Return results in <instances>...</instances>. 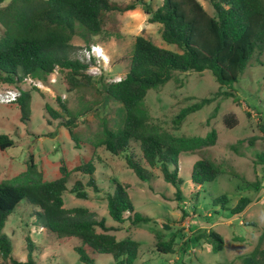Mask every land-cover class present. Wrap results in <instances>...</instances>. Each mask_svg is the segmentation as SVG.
<instances>
[{
	"label": "trees",
	"instance_id": "obj_1",
	"mask_svg": "<svg viewBox=\"0 0 264 264\" xmlns=\"http://www.w3.org/2000/svg\"><path fill=\"white\" fill-rule=\"evenodd\" d=\"M0 0V84L17 87L21 96L16 102L21 109L23 120H29L31 90L22 84L28 76L46 77L57 68L67 70V91L94 86L93 77L87 74L90 63L71 58L75 46L74 37L81 34L86 41L99 34L105 27L106 16L111 12H126L141 7L151 23L161 24L162 39L175 46V50L157 45L143 34L137 35L132 51L130 68L120 81L101 82L97 90L105 103L117 101L122 104L125 117L120 129L114 130L103 121L104 137L100 146L114 156L124 155L129 168L137 177L151 184L152 170L161 171L164 180L175 188L177 201L184 204L183 179L179 173V158L182 154L201 150L216 143L218 131L215 127L205 135H177L167 129L161 120H153L143 105L152 88L164 85L177 72L209 71L219 84V90L211 97H204L183 107L174 117L173 124L178 129L184 120L217 97L224 96L237 100L230 90L234 89L252 60L262 64L264 53V0H210L213 14H209L199 0H163L154 8L147 0H132L120 4L112 0ZM79 24L90 34L76 30ZM230 89V90H229ZM193 99V98H191ZM58 102L67 117L50 106L46 110L52 119L69 130L77 148L93 149L91 143L80 138L77 127L82 124L79 116L72 113L63 99ZM219 104L211 119L216 117ZM259 114L258 129L264 137V111ZM229 128L238 124L236 114L223 116ZM138 145L140 153L135 151ZM16 146L8 134L0 133V149ZM95 155H83L75 164L68 167L65 160L59 161L60 173L51 180L46 173L38 170L34 156L25 177L13 180H0V255L10 259L13 264H39L33 255L35 244L28 236V256L20 261L12 256L13 243L5 233L9 216L15 212L24 199L36 207L39 223L58 238H76L82 242L75 247L81 264H97L93 254H109L114 264H136L140 258L141 242L126 237L118 239L113 233L120 230L126 221L134 226L152 221V217L136 211L127 187L118 181L113 182L112 191L107 194L108 215L118 225H110L107 219H98L94 212L84 206L65 208L64 195L70 191L79 199H87L86 185L96 192L100 188L95 179ZM257 165L264 173V152L257 154ZM81 171L89 176L87 183L76 180L69 189L70 176ZM225 171L213 160L201 157L192 167L191 181L202 188ZM245 183L260 189L259 182ZM229 197L223 194L212 198L213 207L229 212L231 216L242 215L255 199L249 196L239 198L233 207ZM28 205V204H27ZM33 207V208H34ZM186 213L184 205L181 206ZM195 240L204 241L213 252L224 249V239L213 229H201ZM264 240V230L260 243ZM183 251H187L188 243ZM178 242L173 236L168 241H159L156 252L175 254ZM1 264V263H0ZM244 264H264V248L257 245L245 256Z\"/></svg>",
	"mask_w": 264,
	"mask_h": 264
},
{
	"label": "rangeland",
	"instance_id": "obj_2",
	"mask_svg": "<svg viewBox=\"0 0 264 264\" xmlns=\"http://www.w3.org/2000/svg\"><path fill=\"white\" fill-rule=\"evenodd\" d=\"M6 0L1 5H5ZM128 4L132 0H112ZM154 8L162 5L163 0H147ZM209 14H213L210 0H199ZM141 7L123 13L111 12L106 16L104 29L88 42L81 34L72 40L75 51L71 58H84L83 50L90 44H100L109 57V64L101 67L102 73L92 76L94 86L81 87L67 91V70L57 68L46 77L30 76L22 84L31 90L29 120H23L18 104L0 103V133L8 134L16 146L0 149V180H13L25 177L30 155L38 165V170L46 173L48 180L60 173L59 161L65 160L68 167L75 164L83 155H95V179L100 188L96 192L86 185L87 199H79L69 190L65 192V208L84 206L94 212L98 219L105 217L110 225H118L108 215L107 194L112 191L113 182H122L128 189L136 211L152 217V221L136 226L130 221L120 225V230L113 232L118 239L131 237L141 242L140 258L136 264H244L245 256L257 245L264 248L260 236L264 230V173L261 165L256 164L257 154L264 152V137L258 129V109L264 111V53L262 64L252 60L245 73L235 84L233 97L219 96L210 105L189 115L180 127L175 128L173 119L188 104L204 97H211L219 90L211 72H177L162 86L149 90L143 105L154 120L177 135H203L212 127L218 131L214 145L179 158V173L183 179L184 204L175 197L176 188L164 180L159 169H150L153 173L151 182L141 181L128 167L124 155L114 156L99 142L104 137L103 121L114 130L122 127L125 111L121 103H105L97 91L101 82H113L124 78L129 71L135 38L143 34L157 45L175 50V46L162 39V25L151 23ZM1 27V24H0ZM76 30L85 34L90 32L79 24ZM42 83L41 85H37ZM13 86L0 84V91ZM61 97L69 110L82 121L76 131L80 138L91 143L93 149L77 148L69 130L52 119L46 110L50 106L67 117L58 102ZM193 98V99H191ZM219 111L208 124L216 106ZM234 113L238 124L229 128L223 122V116ZM135 151L140 153L138 145ZM201 157L213 160L225 171L202 188L191 181L192 167ZM88 175L75 171L69 179V189L76 180L87 183ZM246 182H259L260 189L247 185ZM226 194L229 205L235 206L242 196H249L255 202L240 216H231L228 212L215 213L221 208L212 206V198ZM28 204V205H27ZM185 207L183 214L181 206ZM24 199L13 212L4 229L13 243L12 256L26 261L28 256L29 236L34 244L33 255L39 264H81L75 247L82 242L76 238H58L42 227L36 207ZM213 229L224 239V249L213 252L204 241L195 240V234L201 229ZM173 236L178 242L175 254L156 252L159 241H168ZM188 243L187 251L183 248ZM97 264H114L112 255L93 254ZM1 264H13L10 259L0 255Z\"/></svg>",
	"mask_w": 264,
	"mask_h": 264
},
{
	"label": "built area",
	"instance_id": "obj_3",
	"mask_svg": "<svg viewBox=\"0 0 264 264\" xmlns=\"http://www.w3.org/2000/svg\"><path fill=\"white\" fill-rule=\"evenodd\" d=\"M84 58L83 61L90 63L87 70V74L91 76H96L102 73L101 67L107 66L109 64V57L105 54L104 48L96 43L90 44L83 50ZM56 71V70H55ZM31 79L30 76L26 77L25 80ZM123 78H118L116 81H120ZM39 83L37 85H41ZM21 96V91L17 87H10L0 91V103L11 104L16 102Z\"/></svg>",
	"mask_w": 264,
	"mask_h": 264
}]
</instances>
